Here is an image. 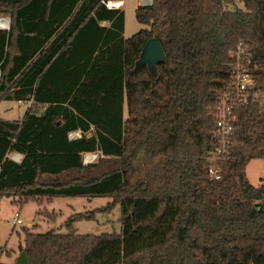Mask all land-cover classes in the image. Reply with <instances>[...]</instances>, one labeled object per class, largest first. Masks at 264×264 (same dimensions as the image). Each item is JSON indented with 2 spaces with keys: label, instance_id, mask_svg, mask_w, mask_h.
Instances as JSON below:
<instances>
[{
  "label": "trees",
  "instance_id": "trees-1",
  "mask_svg": "<svg viewBox=\"0 0 264 264\" xmlns=\"http://www.w3.org/2000/svg\"><path fill=\"white\" fill-rule=\"evenodd\" d=\"M0 12L11 17L0 29V101L32 103L23 120L0 119V198L20 209L54 196L121 206L120 233H77L84 214L67 233L25 228L28 264H264V180L246 172L264 159V108L235 107L233 144L219 177L209 172L240 41L264 86V0H154L138 5L147 28L128 38L124 9L101 0H0ZM152 37L166 52L157 75L135 69Z\"/></svg>",
  "mask_w": 264,
  "mask_h": 264
},
{
  "label": "rangeland",
  "instance_id": "rangeland-1",
  "mask_svg": "<svg viewBox=\"0 0 264 264\" xmlns=\"http://www.w3.org/2000/svg\"><path fill=\"white\" fill-rule=\"evenodd\" d=\"M125 11V36L131 37L141 29L147 28L146 25L140 23L136 18V8L138 0H124ZM0 14L8 15L0 12ZM7 106L20 105L21 108L16 112H4L2 116L5 118H19L26 111L23 104L2 102L0 103V112ZM13 112V111H12ZM125 117H128V108L125 104ZM95 156L93 161H86L89 164L98 162L99 154L91 153ZM247 176L253 185H259L264 180V159L256 158L250 161L246 169ZM43 199L41 203H44ZM113 198L108 196H54L50 201L45 202L43 206H39L37 200L31 199L20 209L22 224L15 227L11 224L15 212L19 210L12 198H0V260L3 263L15 264L20 254L19 246L24 245V229L29 228L32 231L47 232L55 230L61 233L69 232L67 227L68 220L73 216L84 214L89 218H77L73 221V226L77 233L80 234H101V233H120L122 231L121 206L120 204L112 205ZM42 212L37 214V210ZM33 224V225H32ZM37 228H36V227ZM15 248L14 252L17 256L15 260L8 258L6 250Z\"/></svg>",
  "mask_w": 264,
  "mask_h": 264
},
{
  "label": "built area",
  "instance_id": "built-area-1",
  "mask_svg": "<svg viewBox=\"0 0 264 264\" xmlns=\"http://www.w3.org/2000/svg\"><path fill=\"white\" fill-rule=\"evenodd\" d=\"M154 0H138L139 6H150ZM109 9H122L124 0H101ZM11 26V17L0 14V29L9 30ZM230 70L231 82L229 89L223 93L215 108L216 124L213 131L216 147L210 152L209 172L218 178V166L216 161L224 158L229 153L230 147L237 130V115L235 107L240 104H257L264 108V86L258 81L256 76V64L253 60V53L245 44L240 41L235 48L230 51ZM70 136L81 137V131H74ZM95 156L91 153L85 155L86 161H93ZM20 211L15 213L11 224L16 226L22 224ZM255 264V263H252Z\"/></svg>",
  "mask_w": 264,
  "mask_h": 264
},
{
  "label": "water",
  "instance_id": "water-1",
  "mask_svg": "<svg viewBox=\"0 0 264 264\" xmlns=\"http://www.w3.org/2000/svg\"><path fill=\"white\" fill-rule=\"evenodd\" d=\"M166 61V52L162 43L156 38L148 39L143 46L139 59L136 62V68L147 65L150 72L158 74V64ZM15 264H28V255L26 251H21Z\"/></svg>",
  "mask_w": 264,
  "mask_h": 264
},
{
  "label": "crops",
  "instance_id": "crops-1",
  "mask_svg": "<svg viewBox=\"0 0 264 264\" xmlns=\"http://www.w3.org/2000/svg\"><path fill=\"white\" fill-rule=\"evenodd\" d=\"M124 7V6H123ZM102 25H108V22H102ZM126 25V24H125ZM125 34V33H124ZM126 37V36H125ZM2 102H12V103H18V104H21L23 101H15V100H1L0 101V103H2ZM23 104H25V106H26V111H25V113H24V115L23 116H19V118H5V117H3L2 116V113H6V112H11V113H14V112H16L18 109H20L21 108V106L20 105H9V106H7L6 105V107L4 108V109H2V112H0V119H4V120H9V121H21V120H23V118H24V116H25V114H26V112H27V110H28V108L31 106V102L30 101H26V102H23ZM13 111V112H12ZM78 131H80V130H78ZM70 138H73V137H71L70 136ZM75 138H77V137H75ZM87 153H85L84 154V157H85V155H86ZM10 156H11V158L12 159H14L15 161H17V162H20L21 160H22V158H23V154H21V153H17V152H12L11 154H10ZM250 163V162H249ZM248 166V165H247ZM247 169V168H246ZM51 199V198H50ZM50 199H46L45 200V202H48V201H50ZM34 200H37L38 201V203H39V206H43L44 204H45V202L44 203H41V199H34ZM17 211H21L20 210V208H19V210H17ZM16 211V212H17ZM40 210L38 209L37 210V214H38V212H39ZM15 212V213H16ZM15 216V215H14ZM14 218V217H13ZM33 225V224H32ZM13 227H15V226H13ZM19 249V252H21V246H19L18 247ZM14 250H15V248H9V249H7L6 250V254H7V256H8V258H10L11 260H15V258L17 257L15 254V252H14ZM8 264H12V263H8Z\"/></svg>",
  "mask_w": 264,
  "mask_h": 264
}]
</instances>
